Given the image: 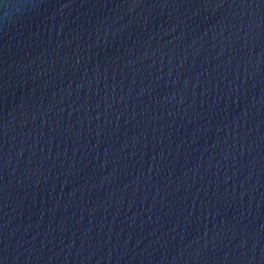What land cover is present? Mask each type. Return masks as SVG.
Returning a JSON list of instances; mask_svg holds the SVG:
<instances>
[{
  "label": "water",
  "instance_id": "95a60500",
  "mask_svg": "<svg viewBox=\"0 0 264 264\" xmlns=\"http://www.w3.org/2000/svg\"><path fill=\"white\" fill-rule=\"evenodd\" d=\"M0 264H264V0H0Z\"/></svg>",
  "mask_w": 264,
  "mask_h": 264
}]
</instances>
